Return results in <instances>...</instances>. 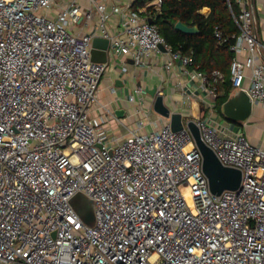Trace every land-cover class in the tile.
<instances>
[{"label":"built area","instance_id":"1","mask_svg":"<svg viewBox=\"0 0 264 264\" xmlns=\"http://www.w3.org/2000/svg\"><path fill=\"white\" fill-rule=\"evenodd\" d=\"M83 1L0 0V264H264V147L210 116L192 119L220 163L241 172L237 189L212 194L186 126L173 131L139 106L144 119L123 136L108 127L116 117L97 97L107 62L91 61V42L106 38L109 56L136 64L162 45L164 68L179 67L211 109L223 73L164 40L150 22L162 0ZM232 2L229 82L264 110L262 4ZM79 191L94 200L93 227L70 203Z\"/></svg>","mask_w":264,"mask_h":264},{"label":"crops","instance_id":"2","mask_svg":"<svg viewBox=\"0 0 264 264\" xmlns=\"http://www.w3.org/2000/svg\"><path fill=\"white\" fill-rule=\"evenodd\" d=\"M84 4V1L81 0ZM135 0H109V6L113 3L118 5H128ZM154 0L139 8H145L147 5L153 3ZM255 4H262L259 7V12L264 13V0H254ZM149 10H146L148 13ZM210 12L208 7H204L200 10V13L207 16ZM119 21L118 16L114 15L108 22V28L110 32L114 33L119 30L117 23ZM108 55V54H107ZM107 66L102 78L98 84L97 97L100 102L108 104L116 117L108 122V127L117 135H124L126 126L134 127L137 119H144L142 111H137L139 106H142L143 111H147L151 118H155L156 114L153 110H148L152 98L147 89L153 87L156 88V94L161 95L163 103L170 109L171 113H180L182 116V125L185 126L186 121L194 119L196 117L208 118L215 123H226L231 128L230 123H236L240 125L239 131L244 136V130L247 131L249 127L252 130L255 129V123L257 122V115L259 112H264L261 108L257 107L251 110V114L245 122H233L230 119L224 117L221 108L218 110L217 105L214 108H210L200 101L201 93L197 90H193L195 82L190 81L186 76L181 73L179 67H175L171 70L164 68L166 56L163 49L150 53L148 56L141 57V63L136 64L131 58L123 55L107 56ZM179 66V64H176ZM222 84V83H221ZM221 84L218 85L220 88ZM140 89L137 93L136 89ZM236 90L232 88V91ZM229 93V94H230ZM229 96V95H228ZM133 100L130 101L129 98ZM228 98V97H227ZM143 99V103L141 100ZM218 103V100H216ZM152 109V106H151ZM120 110V114H116V111ZM255 110V111H254ZM152 111V112H151ZM149 117V119H150ZM169 123L168 118L162 117L160 124ZM144 127L142 131H146L145 128L149 126L144 121ZM150 130H152V127ZM253 133V131H252ZM251 133V134H252ZM254 142V141H253ZM251 142L264 147L262 143Z\"/></svg>","mask_w":264,"mask_h":264},{"label":"trees","instance_id":"3","mask_svg":"<svg viewBox=\"0 0 264 264\" xmlns=\"http://www.w3.org/2000/svg\"><path fill=\"white\" fill-rule=\"evenodd\" d=\"M152 0H135L132 7L137 9L145 6ZM232 12L235 14V6L230 0ZM208 7L210 12L207 16L200 10ZM147 10L153 11L152 6ZM156 25L159 34L175 50L183 53H192L195 66L200 70L210 73L218 70L223 73L225 81L218 91L216 105L220 111L221 105L226 101L232 87L229 82V65L233 53L229 45L234 42L231 38L237 34V26L232 18L228 0H162L160 13L150 20ZM182 22L187 26H196L198 33L186 34L174 28L176 22ZM218 27L222 37L228 38V42L220 45L214 37L213 30Z\"/></svg>","mask_w":264,"mask_h":264},{"label":"water","instance_id":"4","mask_svg":"<svg viewBox=\"0 0 264 264\" xmlns=\"http://www.w3.org/2000/svg\"><path fill=\"white\" fill-rule=\"evenodd\" d=\"M151 22V21H150ZM174 28L186 34L198 33L196 26H187L178 21ZM108 39L94 37L91 42L90 58L97 63L107 62ZM160 49L163 46L160 45ZM152 98V109L161 117L168 118L170 128L177 131L183 128L182 116L180 113H171L170 109L163 103L161 95L156 94V88L146 90ZM252 103L248 94L236 89L232 91L226 101L221 105V111L224 117L233 122H245L251 114ZM120 110L116 114H120ZM186 128L191 133L195 145L201 154V169L207 178L208 187L212 194L219 195L224 190H235L239 187L241 181V172L239 169L227 167L220 163L215 153L208 147L200 137V131L194 120L190 119L185 123Z\"/></svg>","mask_w":264,"mask_h":264},{"label":"rangeland","instance_id":"5","mask_svg":"<svg viewBox=\"0 0 264 264\" xmlns=\"http://www.w3.org/2000/svg\"><path fill=\"white\" fill-rule=\"evenodd\" d=\"M264 11V10H263ZM257 20H258V35L262 40L264 37V32L262 31L263 22H264V13L257 11ZM257 108V106L253 105V109ZM255 111V110H254ZM257 122L254 124L256 127L252 130V127H249L247 131L244 130L245 137L249 142H256L264 144V112H259L256 117ZM231 128L230 131H236L242 128L240 125L236 123H230ZM146 131H150V127L147 126L145 128ZM253 131V133H252ZM252 133V134H251ZM253 142V143H254ZM70 203L82 222L89 227H93L95 225V203L94 200L90 197L86 196L83 192L79 191L73 195L70 200Z\"/></svg>","mask_w":264,"mask_h":264},{"label":"bare ground","instance_id":"6","mask_svg":"<svg viewBox=\"0 0 264 264\" xmlns=\"http://www.w3.org/2000/svg\"><path fill=\"white\" fill-rule=\"evenodd\" d=\"M186 196H187V199H189V197H188V195L186 194Z\"/></svg>","mask_w":264,"mask_h":264}]
</instances>
